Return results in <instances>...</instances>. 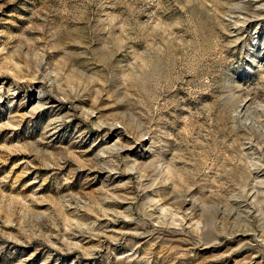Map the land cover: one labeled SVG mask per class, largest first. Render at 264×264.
I'll return each mask as SVG.
<instances>
[{
  "label": "rangeland",
  "instance_id": "rangeland-1",
  "mask_svg": "<svg viewBox=\"0 0 264 264\" xmlns=\"http://www.w3.org/2000/svg\"><path fill=\"white\" fill-rule=\"evenodd\" d=\"M0 264H264V0H0Z\"/></svg>",
  "mask_w": 264,
  "mask_h": 264
}]
</instances>
